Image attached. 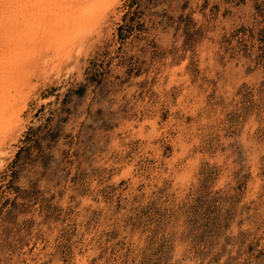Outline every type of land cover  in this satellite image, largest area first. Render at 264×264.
<instances>
[{"label": "rangeland", "instance_id": "obj_1", "mask_svg": "<svg viewBox=\"0 0 264 264\" xmlns=\"http://www.w3.org/2000/svg\"><path fill=\"white\" fill-rule=\"evenodd\" d=\"M115 5L17 57L0 264H264V0Z\"/></svg>", "mask_w": 264, "mask_h": 264}, {"label": "bare ground", "instance_id": "obj_2", "mask_svg": "<svg viewBox=\"0 0 264 264\" xmlns=\"http://www.w3.org/2000/svg\"><path fill=\"white\" fill-rule=\"evenodd\" d=\"M117 2L118 0H18V2L0 0V145L2 140L20 130L23 121L22 113L26 108L25 105L21 108L22 104L21 109H19L20 105L15 104L12 100H10L12 104L5 102L11 91L15 90V93L16 91L19 93L21 89L24 90L23 86L22 88L19 87L22 85L19 76H24H22L23 83L28 82L31 76L30 73L27 74L28 71L20 73L23 67L21 68L19 65L17 57H23V53L28 52L30 57H27L29 59L27 61L31 64L37 63L38 54L36 51L40 54L49 46L51 50L54 49V66L52 68L56 73L55 71L59 70L61 63H66L71 59L73 50L79 47L82 49L83 43L90 45V43L84 42L85 37L93 34L94 28L92 26L95 25L94 23L103 17L104 13L106 14L107 8L110 10L112 6L116 7ZM102 33L109 32L104 31ZM89 41L87 40V42ZM9 49H12L11 53H9ZM24 58H26L25 55ZM39 65L41 66V64ZM41 67L39 70L42 69ZM0 162L2 163V161Z\"/></svg>", "mask_w": 264, "mask_h": 264}, {"label": "snow or ice", "instance_id": "obj_3", "mask_svg": "<svg viewBox=\"0 0 264 264\" xmlns=\"http://www.w3.org/2000/svg\"><path fill=\"white\" fill-rule=\"evenodd\" d=\"M14 2H18V0H14ZM185 63H187V62H185Z\"/></svg>", "mask_w": 264, "mask_h": 264}]
</instances>
